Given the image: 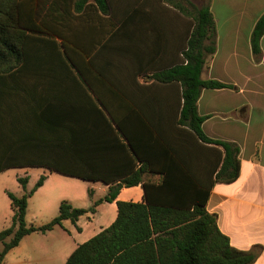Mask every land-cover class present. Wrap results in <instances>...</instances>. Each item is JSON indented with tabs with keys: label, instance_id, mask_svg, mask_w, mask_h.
<instances>
[{
	"label": "crops",
	"instance_id": "crops-1",
	"mask_svg": "<svg viewBox=\"0 0 264 264\" xmlns=\"http://www.w3.org/2000/svg\"><path fill=\"white\" fill-rule=\"evenodd\" d=\"M75 1L27 0L34 11L36 6L48 19L74 17L75 45L68 44V49L75 51L76 70L70 74L66 62L60 59L58 52L64 47L55 37L54 44L30 46L31 54L19 68L0 73V165L66 161L69 114L75 118L79 150L85 135L98 130L100 115L94 104L100 108L99 99L106 101L108 114L130 135L159 142L155 160L158 172L146 173L144 179H160L159 171L165 167L170 147L172 167L181 170L185 163L188 171L210 184L215 175L213 164L222 147L190 139L180 130L175 123L181 104L180 85L152 78L156 71L181 62L190 19L174 8L175 0H109L106 12L92 0L75 9ZM196 1L209 6L215 22L216 49L206 57L201 77L229 85L201 91L197 100V111L204 117L201 127L207 137L235 143L239 148L237 178L211 184L205 208L215 214L217 227L232 247L252 252L255 260L251 264H264V33L260 54H253L250 43L253 27L264 13V0ZM53 51L57 54H48ZM163 135L170 139L168 144L162 140ZM121 150L116 143L108 149V178H122L120 173L133 164L130 155ZM134 164L135 168L139 166L135 160ZM11 169L17 178L44 175L37 190L50 191L46 201L58 203V207L67 199L74 207L82 205L71 193L72 186H80L78 180L83 179L51 172L44 166H13L0 174ZM93 183L101 184L107 193L108 184ZM89 189L93 204L97 200L94 187L87 186L86 191ZM143 194L140 184L122 187L117 199L137 202L143 200ZM160 196L156 198H181L176 191L170 197L162 191ZM190 196L187 193L183 197L186 203ZM57 228L61 227L48 232ZM33 236L37 233L25 235L13 248L24 240L34 243ZM63 242L59 240L52 249L62 248L63 252Z\"/></svg>",
	"mask_w": 264,
	"mask_h": 264
},
{
	"label": "trees",
	"instance_id": "trees-1",
	"mask_svg": "<svg viewBox=\"0 0 264 264\" xmlns=\"http://www.w3.org/2000/svg\"><path fill=\"white\" fill-rule=\"evenodd\" d=\"M89 0H77L74 8L83 6ZM101 12L110 8L109 0H92ZM173 2V0H169ZM182 15L188 17L191 29L186 48L182 51L181 62L160 69L152 78L160 83L175 82L180 85V111L175 120L180 130L204 143L221 146L223 151L213 164L214 179L210 184L193 174L184 165L181 170L172 167L170 147L166 151L164 169L159 172V180L144 179V174H156V152L159 142L139 139L126 132L116 118L108 114L106 101L97 100L100 108L94 104L100 115L98 130L87 133L79 149L74 130L75 118L69 114L66 161L34 165H0V172L13 166H44L51 172L76 177L87 181H100L109 185L107 193L95 201L89 208L74 207L69 201L62 200L58 214L49 222L36 226L27 225L25 215L28 197L44 182L41 175L35 185L26 190L28 177H18L25 192L16 195L6 190L12 211L10 225L0 231V263L6 253L32 232H46L63 220L73 223L87 212H94L101 202H115L116 217L107 227L102 228L90 239L80 243L70 253L64 264H251L255 255L249 251L238 250L231 246L229 238L217 227L216 216L209 213L206 200L211 184L216 181L231 182L239 174V148L235 143L207 137L202 130L204 117L197 111V100L205 88H223L229 86L215 79H202L201 72L206 57L215 52V22L207 4L197 5L192 0H175L172 4ZM74 17L66 20L41 17L27 0H0V73L19 68L31 54L30 46L56 43L61 39L64 47L58 55L68 65L69 73L76 70L75 51L68 49L75 45ZM264 33V13L257 19L250 37L253 54L261 52L260 39ZM34 51V50H33ZM48 54H57L55 51ZM61 55L62 58H61ZM60 66H62L60 64ZM90 110H87L89 116ZM89 119V118H88ZM114 124V126H113ZM157 132L160 131L157 130ZM162 135V133H161ZM168 144L169 138L161 136ZM125 140V141H124ZM167 140V141H166ZM119 145L132 159L128 171L120 173L122 178H108V149ZM164 143V144H165ZM130 153V154H129ZM134 160L139 166L135 168ZM141 185L144 191L142 201L118 200L122 187ZM166 191L168 197L176 191L178 201L158 200L156 196ZM89 196L92 191L88 190ZM189 193V203L183 198Z\"/></svg>",
	"mask_w": 264,
	"mask_h": 264
},
{
	"label": "rangeland",
	"instance_id": "rangeland-1",
	"mask_svg": "<svg viewBox=\"0 0 264 264\" xmlns=\"http://www.w3.org/2000/svg\"><path fill=\"white\" fill-rule=\"evenodd\" d=\"M192 1L197 5L204 4L196 0ZM35 10L38 11L36 6ZM46 16L47 15L41 10V17ZM67 17H69V15H67ZM37 180L38 175L29 177L26 190H30ZM78 183H80V186L73 185V192L71 193L73 196H78V204H82L76 207L89 208L92 206V200L86 191L87 186L94 187L93 196L95 199L102 198L105 195L101 184H94L91 181L84 180H78ZM81 186L82 189L80 188ZM6 190L16 195H22L25 192L24 188L17 180L14 169L7 170L0 174V231L9 226L10 223L11 209ZM50 194L47 188H41L28 197L25 215L27 225L33 224L39 226L45 224L58 214V203H52L53 201L51 200L46 201V198ZM115 216V204L101 202L96 206V211H89L80 216L76 223L70 220H64L61 225L55 226L61 228H57L54 232H48L50 230L44 233L34 232L37 233V236H33L36 240L34 243L28 240L22 241L19 247L13 248L5 255L3 262L0 264H64L67 256L77 244L90 239L97 234L101 228L108 226L114 220ZM61 239L64 241L62 247H65V250L62 252V248L59 251V248L55 247L58 251V253H56L55 249H52L53 245L58 244ZM63 253L65 254L63 255ZM52 254L53 257L50 259ZM61 255L63 256L61 257Z\"/></svg>",
	"mask_w": 264,
	"mask_h": 264
}]
</instances>
